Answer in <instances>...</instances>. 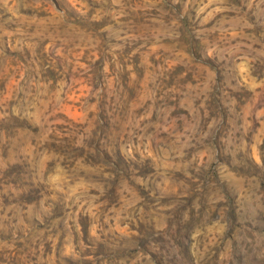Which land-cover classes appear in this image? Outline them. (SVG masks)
I'll return each instance as SVG.
<instances>
[{
  "label": "clouds",
  "instance_id": "clouds-1",
  "mask_svg": "<svg viewBox=\"0 0 264 264\" xmlns=\"http://www.w3.org/2000/svg\"><path fill=\"white\" fill-rule=\"evenodd\" d=\"M195 3L187 0L185 11ZM180 4L0 0L12 12V17L0 15V40L8 36L12 54L26 65L13 70L10 90L0 93V264H85L97 249L98 264H264V153L259 150L264 141L250 145L241 135L231 144L220 142L226 115L210 114L215 93L207 82L197 85L198 105L185 109L200 122L199 135L177 130L185 119L177 111L186 104L182 89L191 91V84L168 88L163 68L159 83L146 82L144 102L152 103L144 114L129 112L123 120L100 115L105 98L113 112L126 102L119 76L110 71L113 64L116 73L124 71L119 55L126 45L143 39L142 47L151 45L146 55L156 53L159 59L182 44L185 13L174 7ZM214 4L205 19L213 12L235 14L228 36L240 38L233 46L236 67L243 65L250 78L256 63L250 54L255 45L264 49L255 36L264 37V0H199L197 15ZM138 17L144 21L142 36L134 32ZM85 51L89 62L81 63ZM205 51L215 58L214 48ZM256 54L264 57V50ZM40 55L59 60L61 76L75 65L70 82L60 79L53 88ZM101 55L107 83L94 86L91 73ZM8 59L0 44V65ZM196 59L195 52L181 48L164 62L190 65ZM76 92L77 114L66 120L64 97ZM192 140L198 145L194 167L197 158L187 160L183 150ZM192 180L194 188L186 183ZM177 187L193 195L176 201ZM81 217L87 218L83 226Z\"/></svg>",
  "mask_w": 264,
  "mask_h": 264
},
{
  "label": "rangeland",
  "instance_id": "rangeland-1",
  "mask_svg": "<svg viewBox=\"0 0 264 264\" xmlns=\"http://www.w3.org/2000/svg\"><path fill=\"white\" fill-rule=\"evenodd\" d=\"M207 3V0H204ZM187 0H181L180 5L174 6L180 12L185 13L184 19L181 21L183 25V42L168 53H160V58H157V54L146 55L148 47H142L145 44L143 39H138L134 42H130L125 46V50L119 55V62L123 65L124 71L116 73V65L113 64L110 71L119 76V88L121 89V95L126 97L124 106L113 112L108 106V101L102 102V111L100 113L101 118H118L123 120L125 115L129 112H135L136 114L142 115L145 110L152 103L151 101L144 102V96L146 94V82L151 80L155 83L160 82L159 69H165L163 83L168 87L172 88L178 84L183 85L189 83L192 86V90L182 89L183 99L186 101L184 108H178L177 111L185 114V119L182 123L177 126L178 132H183L185 128L191 130L192 134L199 135L200 122L194 117H188L185 109L188 105L196 106L199 101L196 99L198 94L197 85L205 82L212 88L215 95L211 98L210 108L211 115H220L224 117L226 115V127L219 133L221 137L220 142H228L231 144L233 140L237 139L241 135L247 138L249 144L255 143L257 138L260 141H264V116L260 115V109H264V85L256 87L264 82V70H257L261 64H264V57L257 56V52L262 51L259 45H255L256 51L250 55L255 58L256 63L253 64V68L250 73V78L244 76V67L241 65L239 68L236 67V60L234 55L233 46L237 45L240 38L230 40L228 33L233 24L234 13L231 11L224 12H213L212 16L205 19L209 12L213 11L216 5H212L205 12L197 15L199 0H196L195 4H189L187 10L184 9V4ZM0 15L5 17H12V12L8 9L0 6ZM15 17H13L14 19ZM136 25L134 32L137 36L144 34L143 27L144 21L138 17L133 21ZM117 33H113L111 36L112 42L117 39ZM250 35L245 33V36ZM255 36L262 44H264V37L261 36L260 32L255 33ZM9 37L3 36L0 40V44L6 49L9 59L0 65V93H7L10 90L11 83L9 77L12 75L13 70L19 69L22 65H25V61L12 54L11 48L9 47ZM247 40H243V43H247ZM40 45L39 52H42L45 44ZM166 44L170 43L165 41ZM181 48H186L197 54V59L190 65H171L166 64L165 59H175ZM215 49V58H210L206 55L205 50ZM139 49V51H137ZM135 52V55L132 53ZM75 53H73V57ZM89 52L85 51L81 57V63H88ZM103 55L93 65V72L91 73V79L93 85L98 83H107L104 79L103 73ZM111 59V57H109ZM41 68L44 69V77L50 79L52 87L55 88L60 79H64L70 82L71 76L73 75L72 65L68 68V74L61 76L64 71V67L60 64L59 60H51L47 55H40ZM131 66V71H128ZM133 73L135 78H133ZM87 79V77H85ZM112 77H109L111 80ZM248 82L245 83L244 81ZM253 81L255 83H253ZM153 87L152 84H148V88ZM257 93L259 94L257 96ZM79 93L75 95L69 94L64 97L65 100V111L61 113L62 117L66 120L72 119L77 113L75 109L78 107ZM168 103L175 104V100H170ZM161 107V104L156 106ZM177 113H173L176 116ZM152 119H156V113L153 112ZM118 131V128L115 129ZM191 140V136L189 137ZM198 145L195 140L184 146L183 150L186 152V159L193 160V167L198 162ZM177 150H181L177 146ZM259 150L264 153V142L259 144ZM191 170V169H189ZM223 175V170H220ZM195 175V173H194ZM179 179H185L180 174H177ZM192 188L195 187L197 181H186ZM193 195L192 191H186L182 187L175 189V195L172 197L176 201L188 200ZM119 205L117 206V211ZM104 211L107 213L111 211V200L109 205L105 207ZM87 222V218L81 217L82 226ZM114 222V221H113ZM140 223V221H137ZM90 252V250H89ZM101 254L100 249H97L96 254H90L89 258L85 261V264H98L99 255Z\"/></svg>",
  "mask_w": 264,
  "mask_h": 264
}]
</instances>
